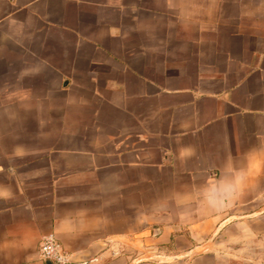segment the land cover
I'll list each match as a JSON object with an SVG mask.
<instances>
[{
  "label": "crops",
  "instance_id": "1",
  "mask_svg": "<svg viewBox=\"0 0 264 264\" xmlns=\"http://www.w3.org/2000/svg\"><path fill=\"white\" fill-rule=\"evenodd\" d=\"M51 234L264 264V0H0V264Z\"/></svg>",
  "mask_w": 264,
  "mask_h": 264
},
{
  "label": "built area",
  "instance_id": "2",
  "mask_svg": "<svg viewBox=\"0 0 264 264\" xmlns=\"http://www.w3.org/2000/svg\"><path fill=\"white\" fill-rule=\"evenodd\" d=\"M40 259L52 264H72L73 256L67 253L60 245L54 234L43 238L39 248Z\"/></svg>",
  "mask_w": 264,
  "mask_h": 264
},
{
  "label": "rangeland",
  "instance_id": "3",
  "mask_svg": "<svg viewBox=\"0 0 264 264\" xmlns=\"http://www.w3.org/2000/svg\"><path fill=\"white\" fill-rule=\"evenodd\" d=\"M203 250H197L196 252H202ZM143 259H151L155 260V262H160L164 257L161 254H156V255H147Z\"/></svg>",
  "mask_w": 264,
  "mask_h": 264
},
{
  "label": "water",
  "instance_id": "4",
  "mask_svg": "<svg viewBox=\"0 0 264 264\" xmlns=\"http://www.w3.org/2000/svg\"><path fill=\"white\" fill-rule=\"evenodd\" d=\"M173 259H175V260H176V259H178V258H173ZM46 264H52V263H51V262H47Z\"/></svg>",
  "mask_w": 264,
  "mask_h": 264
}]
</instances>
